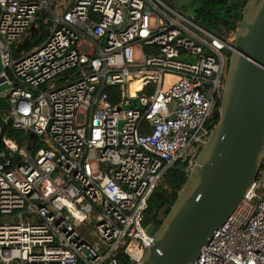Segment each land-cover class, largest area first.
Masks as SVG:
<instances>
[{"label":"built area","instance_id":"obj_1","mask_svg":"<svg viewBox=\"0 0 264 264\" xmlns=\"http://www.w3.org/2000/svg\"><path fill=\"white\" fill-rule=\"evenodd\" d=\"M42 11L54 19L50 36L16 59ZM235 39L163 0H0L2 115L46 146L1 138L0 262L141 264L156 233L150 198L167 171L194 167ZM117 86L114 105L107 89ZM133 102L141 108L125 109ZM193 264H264V164Z\"/></svg>","mask_w":264,"mask_h":264},{"label":"water","instance_id":"obj_2","mask_svg":"<svg viewBox=\"0 0 264 264\" xmlns=\"http://www.w3.org/2000/svg\"><path fill=\"white\" fill-rule=\"evenodd\" d=\"M195 2L197 7L206 0H176L177 9ZM135 106L141 108L133 102L125 109ZM9 109L8 97L0 95V129L11 125L2 115ZM219 113L192 170L187 172L183 165L173 168L186 174L187 182L178 199L162 208L157 218L160 226L149 227L150 234L156 231L155 239L141 264H193L260 175L264 164V0H248L242 9Z\"/></svg>","mask_w":264,"mask_h":264},{"label":"trees","instance_id":"obj_3","mask_svg":"<svg viewBox=\"0 0 264 264\" xmlns=\"http://www.w3.org/2000/svg\"><path fill=\"white\" fill-rule=\"evenodd\" d=\"M247 2L248 0H207L204 4L195 8L194 22L215 36L227 40L231 35L236 34L242 19V9ZM53 8L56 9L55 5ZM53 28L54 19L52 15L48 11L40 12L30 32L14 45V57L19 59L40 47L48 39ZM225 53L230 59L231 52L226 50ZM140 88V83H136L132 85L131 91L134 93L135 90ZM107 92L110 101L114 105H118L123 99L124 88L122 86L109 88ZM221 102L222 99L216 102L213 116L207 124L209 129H213L219 121ZM4 136L15 141L20 147H25L29 150L46 148L36 135L29 132L15 131L11 128L6 129L0 135V144L1 138ZM183 166L185 167L186 164ZM187 178V175L180 171L174 169L167 171L161 184L150 198L147 223L151 224L156 221L158 212L166 203L175 202L178 199L187 182ZM120 258L122 264H129L126 259L122 258V255H120Z\"/></svg>","mask_w":264,"mask_h":264},{"label":"rangeland","instance_id":"obj_4","mask_svg":"<svg viewBox=\"0 0 264 264\" xmlns=\"http://www.w3.org/2000/svg\"><path fill=\"white\" fill-rule=\"evenodd\" d=\"M168 6L179 12L184 17L188 18L192 22H194V12L196 6L191 5L189 7H183L181 9H177V3L175 0H163ZM63 3V1H61ZM2 71V65H1V56H0V73ZM10 86L4 81L0 84V94H4L9 90Z\"/></svg>","mask_w":264,"mask_h":264},{"label":"flooded vegetation","instance_id":"obj_5","mask_svg":"<svg viewBox=\"0 0 264 264\" xmlns=\"http://www.w3.org/2000/svg\"><path fill=\"white\" fill-rule=\"evenodd\" d=\"M207 1V0H206ZM198 4V2H195L194 3V6H196ZM176 167V166H175ZM168 203H166L165 205H167ZM165 205H164V207H165ZM161 211H162V208L160 209V211L158 212V216H160L161 215ZM158 218V217H157ZM160 224H161V222L158 220V219H156V221H153V225H156V226H160Z\"/></svg>","mask_w":264,"mask_h":264},{"label":"bare ground","instance_id":"obj_6","mask_svg":"<svg viewBox=\"0 0 264 264\" xmlns=\"http://www.w3.org/2000/svg\"><path fill=\"white\" fill-rule=\"evenodd\" d=\"M173 79H174V77H167V84L166 85H168Z\"/></svg>","mask_w":264,"mask_h":264}]
</instances>
